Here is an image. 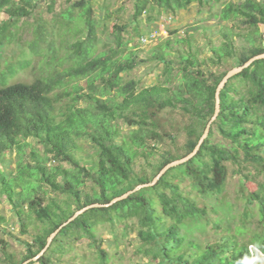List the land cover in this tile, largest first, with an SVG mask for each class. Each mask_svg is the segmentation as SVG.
I'll list each match as a JSON object with an SVG mask.
<instances>
[{
    "label": "trees",
    "instance_id": "1",
    "mask_svg": "<svg viewBox=\"0 0 264 264\" xmlns=\"http://www.w3.org/2000/svg\"><path fill=\"white\" fill-rule=\"evenodd\" d=\"M192 2L199 12L219 0H133L130 23L136 25L145 12L150 20L152 11L172 14ZM33 6L32 0H0V13L5 16L0 21V49L15 41L26 49L0 70V196L15 217L20 234L27 232L31 220L41 225L30 243L20 241L24 253L16 264L33 257L47 235L75 210L107 203L150 181L165 163L191 151L213 112L214 90L225 73L206 70V62L216 66L232 60L233 67L264 52V35L259 31V24H264V0L228 1L215 14L220 22L219 41L209 44L211 57L199 59V50L188 39L168 37L150 50V58L162 64L163 79L138 86L135 79L110 66L114 57L130 48V39L121 35L124 25L114 24L111 43L97 49L98 21L89 0H78L72 5L77 8L75 15L71 8L48 21L35 18L30 38L22 40L17 36V22L29 17ZM238 23L245 31L237 29ZM235 39L246 44L240 52ZM171 43L184 46L177 51L176 71L168 58ZM32 57L38 58L33 77L9 82L30 65ZM130 70L127 68L126 74ZM79 103L87 107L86 117L80 116ZM173 108L190 119L183 127L182 153L161 154L149 175L134 172L135 157L147 156L154 148L148 142L162 140L159 114ZM213 131L226 142L212 141ZM27 139L39 144L41 150ZM81 140L95 149L92 164L80 158ZM12 152L13 168L7 169L4 155ZM240 162L260 177L254 189L244 195L242 213L243 218H251L249 207H255L257 230L250 232L247 241H238L229 232L203 246L186 239L181 229L203 219L207 208L187 196L180 182L186 178L198 194L216 196L223 190L227 165ZM242 178L247 179L246 175ZM128 220L136 226L138 251L154 264H255L264 257V58L253 61L219 90L218 113L190 159L165 171L152 186L77 215L34 262L56 264L54 260H59L70 241L84 238L96 253L97 264H109L95 227ZM4 225L6 219L0 215V226ZM0 244L5 243L0 239Z\"/></svg>",
    "mask_w": 264,
    "mask_h": 264
},
{
    "label": "rangeland",
    "instance_id": "2",
    "mask_svg": "<svg viewBox=\"0 0 264 264\" xmlns=\"http://www.w3.org/2000/svg\"><path fill=\"white\" fill-rule=\"evenodd\" d=\"M33 8L27 18H22L17 22V36L22 40L30 38L31 22L35 18L50 20L56 14L66 10H73L75 15L77 8L72 5L78 0H32ZM239 0H219L217 3H210L197 11V4L192 2L184 9L176 10L172 14L164 12H151L150 20L146 19L147 12L141 16L136 25L130 23L133 0H89L93 17L98 21L97 26V49H102L106 44L111 43L110 33L114 24L124 25L125 31L121 35L130 39L123 53L114 57L110 63L114 72H120L124 77H131L137 81L138 86H148L160 82L163 77L161 74L162 64L155 59L150 58V50L156 44L169 37H183L191 42L192 47H196L200 54L199 59H207L210 56L208 49L209 44H217L219 41L218 29L220 22L215 15L221 4ZM3 13H0V21L4 19ZM227 25H230L227 22ZM240 31H245L241 23L236 25ZM137 27V31H135ZM173 34H169V32ZM259 31L264 35V24H259ZM152 33L154 37L148 41L140 42L138 39L142 35ZM66 38L71 35H65ZM22 42H12L4 45L0 49V70L5 62H15L18 59L20 50H26ZM234 44L238 52L246 44L242 40L235 39ZM184 47V46H183ZM182 46L171 43L168 51V58L173 62V71L178 69L177 51L180 52ZM232 60H227L212 66L206 62L205 69L214 73H220L232 67ZM38 58L32 57L31 63L24 70L18 71L9 82L29 81L36 73ZM131 69L126 74V69ZM83 84V80L80 81ZM78 112L81 117L88 115L87 107L79 103ZM190 119L183 115L178 109H166L158 116V124L162 133V140L158 143L148 142L154 148L150 154L143 156L138 154L133 162V171L138 174L149 175L151 166L156 163L159 156L165 152L170 154L182 153V146L185 142L184 125ZM123 130L125 125L121 124ZM211 140L214 142L225 143L219 134L212 132ZM38 151L41 146L32 139H27ZM80 158L87 165L95 161L94 147L86 140H81ZM146 149L145 152H149ZM14 153L5 154L7 160V169L13 168ZM228 174L223 186V190L216 196H202L198 194L189 185L185 178L180 182L183 192L192 198L198 205L207 208L206 216L198 222H189L187 227L181 229L186 239L203 246L211 243L226 232L234 233L238 241H247L251 231L256 229V209L254 206L249 207L251 218H243L242 213L245 210L244 195L246 192L254 189V185L260 182V177L253 174L251 167L240 162L237 165L228 164ZM246 175L247 179L242 176ZM88 186L89 183L86 182ZM88 190V188H86ZM52 196V194H51ZM61 197V196H58ZM0 215L6 219V225L0 226V239L5 243L0 244V264H16L24 253V247L20 241L31 242L32 237L38 233L40 223L31 220L27 222L25 234H20L15 217L11 214L8 204L4 197L0 196ZM244 227V229L242 228ZM236 232V233H235ZM95 235L100 239V247L108 255L109 264H154L155 261L143 257L138 251L139 241L136 238V226L133 220L124 222L100 223L95 227ZM55 259V258H54ZM56 264H97L96 253L93 248L88 246L84 238L76 241H70L67 250L59 256V260H54ZM27 264H37L30 261ZM255 264H264V257H260Z\"/></svg>",
    "mask_w": 264,
    "mask_h": 264
},
{
    "label": "water",
    "instance_id": "3",
    "mask_svg": "<svg viewBox=\"0 0 264 264\" xmlns=\"http://www.w3.org/2000/svg\"><path fill=\"white\" fill-rule=\"evenodd\" d=\"M263 58H264V52L255 54V55L249 57L248 59H246L241 64L233 66V67H231V68H229L228 70L225 71V73L222 75V77L218 81V83H217V85L215 87V90H214L213 112H212L211 116L209 117V119L207 120L206 124L204 125V128H203L200 136L198 137L195 145L191 149V151H189L188 153H186L185 155H183L180 158L173 159V160L165 163L156 172V174L150 179V181H148L146 183L135 185L132 189L122 193L121 195H118V196H115V197L111 198L107 203H91V204L85 205V206L75 210L72 213L71 216H69L65 221H63L60 225H58L52 232H50L47 235V237L45 238V243H44L43 247L33 257L22 261L20 264H27L30 261H35L46 250V248L49 246L52 238L57 234V232L63 226H65L68 222L72 221L77 215L81 214L85 210H87L89 208H94V207H106V206H109L110 204H112V203H114L116 201L124 199L126 196H128L129 194L137 191L140 188L152 186L165 173V171H167L168 169H170V168H172L174 166L180 165V164L184 163L185 161H187L188 159H190L197 152L200 144L202 143V141L204 140V138L206 137V135L208 133V129H209L211 123L213 122V120L215 119V117H216V115L218 113V93H219V90L225 85V83L227 82L228 79H230L234 75H236L239 72H241L244 68H247L248 66H250L253 61L259 60V59H263Z\"/></svg>",
    "mask_w": 264,
    "mask_h": 264
},
{
    "label": "built area",
    "instance_id": "4",
    "mask_svg": "<svg viewBox=\"0 0 264 264\" xmlns=\"http://www.w3.org/2000/svg\"><path fill=\"white\" fill-rule=\"evenodd\" d=\"M153 37H154V35L152 33H149V34L140 36L138 40L140 42H145V41L152 39Z\"/></svg>",
    "mask_w": 264,
    "mask_h": 264
}]
</instances>
